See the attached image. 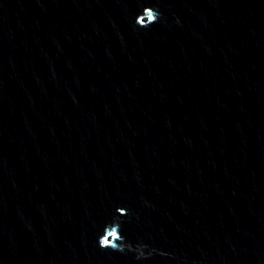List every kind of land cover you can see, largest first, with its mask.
<instances>
[{
	"label": "water",
	"instance_id": "95a60500",
	"mask_svg": "<svg viewBox=\"0 0 264 264\" xmlns=\"http://www.w3.org/2000/svg\"><path fill=\"white\" fill-rule=\"evenodd\" d=\"M0 264H264V0H0Z\"/></svg>",
	"mask_w": 264,
	"mask_h": 264
}]
</instances>
